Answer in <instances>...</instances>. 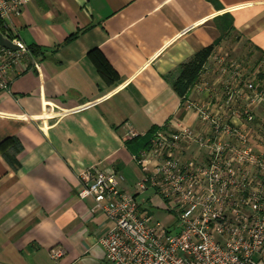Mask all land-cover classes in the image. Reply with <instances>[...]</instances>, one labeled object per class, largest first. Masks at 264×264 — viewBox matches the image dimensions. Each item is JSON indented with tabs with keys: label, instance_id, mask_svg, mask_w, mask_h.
<instances>
[{
	"label": "crops",
	"instance_id": "0c3cea01",
	"mask_svg": "<svg viewBox=\"0 0 264 264\" xmlns=\"http://www.w3.org/2000/svg\"><path fill=\"white\" fill-rule=\"evenodd\" d=\"M5 25L45 52L15 63L0 91V264H109L99 240L111 223L79 197L81 174L110 165L136 192L135 156L152 128L202 126L188 103L242 125L229 117L243 99L225 103L239 84L227 85L216 57L241 63L264 89V0H30ZM209 45L183 100L172 82ZM103 58L114 81L98 69ZM253 114L264 119V102ZM153 199L141 202L154 215ZM53 248L63 250L56 261Z\"/></svg>",
	"mask_w": 264,
	"mask_h": 264
},
{
	"label": "built area",
	"instance_id": "2783aa9c",
	"mask_svg": "<svg viewBox=\"0 0 264 264\" xmlns=\"http://www.w3.org/2000/svg\"><path fill=\"white\" fill-rule=\"evenodd\" d=\"M28 1L0 0V19L19 14ZM11 40L20 49L0 45V91L9 87V70L27 54L25 45ZM216 60L221 74L230 75L227 85L239 84L225 103L235 107L243 99L244 106L229 117L243 118L242 125L212 114L206 104L188 103L202 126L158 128L135 156L142 172L136 192L122 187L110 165L81 174L79 197L91 198V211L111 223L99 240L109 264H264V119L253 114L264 102V89L241 63ZM193 150L201 154L190 155ZM150 189L162 208L177 216V231L138 200ZM62 254L60 248L50 252L55 261Z\"/></svg>",
	"mask_w": 264,
	"mask_h": 264
},
{
	"label": "trees",
	"instance_id": "16d2710c",
	"mask_svg": "<svg viewBox=\"0 0 264 264\" xmlns=\"http://www.w3.org/2000/svg\"><path fill=\"white\" fill-rule=\"evenodd\" d=\"M0 32L8 38L14 39V37H12L6 29L5 21H3L2 19H0ZM75 36L76 34L71 36L70 39L74 38ZM25 47L27 49L26 55L32 56L34 58L42 56L45 52V49L37 44H29L25 45ZM213 49L214 46L209 45L198 50L191 56L189 60H187L180 66L178 74L172 82V88L174 89L176 94L180 96L183 100L186 99V96L188 95L191 87L197 82L200 72L204 68L205 64L208 62V59L213 52ZM96 63L98 65L99 71L107 81L111 82L115 80L114 70L111 68L110 64L107 62L106 59H98ZM157 129L158 128H152L150 137Z\"/></svg>",
	"mask_w": 264,
	"mask_h": 264
},
{
	"label": "rangeland",
	"instance_id": "374dc122",
	"mask_svg": "<svg viewBox=\"0 0 264 264\" xmlns=\"http://www.w3.org/2000/svg\"><path fill=\"white\" fill-rule=\"evenodd\" d=\"M239 47V49L242 48V45H237V48ZM236 48V47H235ZM237 50L239 53H241V50ZM153 194V190H148L146 191L144 194H141L139 197L140 201H143L144 199H146L148 196ZM161 202L156 200H153V205L155 206L153 209V213L154 216L157 219H160L163 223L166 224V226L171 229V231H177V229H179L178 227V218L177 216H175L174 213L169 214L167 211H165L162 206L160 205ZM254 260H259V256L258 255H254L253 256Z\"/></svg>",
	"mask_w": 264,
	"mask_h": 264
},
{
	"label": "water",
	"instance_id": "95a60500",
	"mask_svg": "<svg viewBox=\"0 0 264 264\" xmlns=\"http://www.w3.org/2000/svg\"><path fill=\"white\" fill-rule=\"evenodd\" d=\"M0 45L11 50L20 49V45L13 42L10 38L4 36L1 32H0Z\"/></svg>",
	"mask_w": 264,
	"mask_h": 264
}]
</instances>
